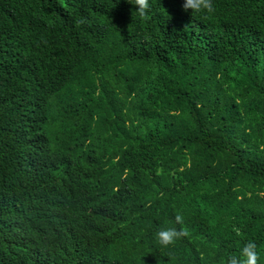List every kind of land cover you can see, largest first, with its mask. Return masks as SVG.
I'll return each instance as SVG.
<instances>
[{"label": "trees", "instance_id": "1", "mask_svg": "<svg viewBox=\"0 0 264 264\" xmlns=\"http://www.w3.org/2000/svg\"><path fill=\"white\" fill-rule=\"evenodd\" d=\"M182 2L0 0V264H264V0Z\"/></svg>", "mask_w": 264, "mask_h": 264}, {"label": "clouds", "instance_id": "2", "mask_svg": "<svg viewBox=\"0 0 264 264\" xmlns=\"http://www.w3.org/2000/svg\"><path fill=\"white\" fill-rule=\"evenodd\" d=\"M128 3L135 5V11L139 18L147 19L150 11V0H128ZM181 8L185 11L191 10L194 14L210 16L214 12L212 0H183ZM177 216L176 220L180 221ZM181 235L175 227H163L154 233V240L161 248L173 245ZM260 253L257 251L255 241L249 240L239 248L238 253L222 257L220 264H258Z\"/></svg>", "mask_w": 264, "mask_h": 264}]
</instances>
